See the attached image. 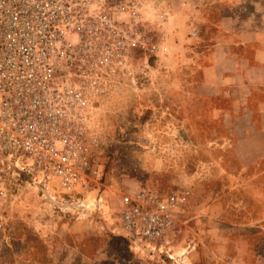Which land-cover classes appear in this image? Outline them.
Segmentation results:
<instances>
[{
  "label": "rangeland",
  "instance_id": "rangeland-1",
  "mask_svg": "<svg viewBox=\"0 0 264 264\" xmlns=\"http://www.w3.org/2000/svg\"><path fill=\"white\" fill-rule=\"evenodd\" d=\"M170 8V0H150L147 12ZM168 15L159 52L137 53L124 82L96 105L87 139L102 177L84 188L83 207L60 193L43 196L34 184L12 187L0 264H232L225 256L231 243L228 251L220 247L238 233L231 223L262 209L249 190L261 178L250 179L249 169L236 162L234 146L247 119L232 103L235 90L207 84L216 72L201 73L199 56L184 54L187 47L201 49L197 31L188 33L189 42L180 22L176 46H169ZM252 126L264 127V119L254 118ZM145 189L190 192L162 253L132 242L121 229L123 195ZM239 233L264 264V223Z\"/></svg>",
  "mask_w": 264,
  "mask_h": 264
},
{
  "label": "built area",
  "instance_id": "built-area-1",
  "mask_svg": "<svg viewBox=\"0 0 264 264\" xmlns=\"http://www.w3.org/2000/svg\"><path fill=\"white\" fill-rule=\"evenodd\" d=\"M149 1L0 0V232L12 187L34 184L83 207L84 188L100 181L87 134L96 105L124 82L134 56L160 50L169 12L150 16ZM189 196L124 194L122 231L162 253Z\"/></svg>",
  "mask_w": 264,
  "mask_h": 264
},
{
  "label": "crops",
  "instance_id": "crops-1",
  "mask_svg": "<svg viewBox=\"0 0 264 264\" xmlns=\"http://www.w3.org/2000/svg\"><path fill=\"white\" fill-rule=\"evenodd\" d=\"M170 7L169 46H176L180 22L185 25L184 36L189 42L193 38L188 33L197 31L201 49L187 47L184 54L199 56L201 73L216 72L215 80L207 84L235 90L237 97L232 94V103L247 119V127L238 131L243 137L234 150L237 165L249 169L250 179L261 178L249 190L262 200V209L256 216L247 211L246 219L231 223L238 233L232 242H221L220 247L228 251L232 244L231 252L225 253L232 264H260V256L250 250L249 242L239 232L264 223V127L252 126L254 118L264 119V0H170Z\"/></svg>",
  "mask_w": 264,
  "mask_h": 264
},
{
  "label": "water",
  "instance_id": "water-1",
  "mask_svg": "<svg viewBox=\"0 0 264 264\" xmlns=\"http://www.w3.org/2000/svg\"><path fill=\"white\" fill-rule=\"evenodd\" d=\"M59 205L64 206L63 203H59ZM75 207H76V205H75ZM76 208H79V207H76Z\"/></svg>",
  "mask_w": 264,
  "mask_h": 264
}]
</instances>
